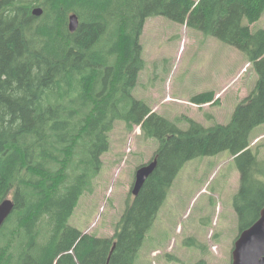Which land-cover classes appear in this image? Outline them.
Listing matches in <instances>:
<instances>
[{
  "label": "trees",
  "instance_id": "trees-1",
  "mask_svg": "<svg viewBox=\"0 0 264 264\" xmlns=\"http://www.w3.org/2000/svg\"><path fill=\"white\" fill-rule=\"evenodd\" d=\"M37 6L41 16L33 14ZM72 13L80 20L75 32ZM263 14L264 0H0V203L10 194L15 201L0 230V264H135L180 170L225 150L241 172L240 232L251 226L264 207L251 149L252 131L264 124V29L251 25ZM153 16L213 35L253 63L256 88L228 124L190 120L181 130L133 95L143 68L140 37ZM215 95L192 101L214 103ZM117 120L160 142L158 166L116 234L104 238L69 220L92 190Z\"/></svg>",
  "mask_w": 264,
  "mask_h": 264
},
{
  "label": "rangeland",
  "instance_id": "rangeland-1",
  "mask_svg": "<svg viewBox=\"0 0 264 264\" xmlns=\"http://www.w3.org/2000/svg\"><path fill=\"white\" fill-rule=\"evenodd\" d=\"M261 28L264 14L251 25L253 31ZM140 43L143 68L132 93L181 130L189 129L190 120L206 127L228 124L236 107L256 88L259 74L244 52L187 23L149 17ZM206 91L216 93L214 103L192 101ZM159 146L141 126L131 128L117 120L92 190L81 197L70 224L84 233L112 238L134 199L137 169L154 158ZM251 149L259 161L255 178L264 182V124L252 131ZM240 186L239 165L229 150L189 160L174 180L135 264H233L241 233L234 206Z\"/></svg>",
  "mask_w": 264,
  "mask_h": 264
},
{
  "label": "water",
  "instance_id": "water-1",
  "mask_svg": "<svg viewBox=\"0 0 264 264\" xmlns=\"http://www.w3.org/2000/svg\"><path fill=\"white\" fill-rule=\"evenodd\" d=\"M44 9L37 6L33 9V14L41 16ZM80 24L79 17L72 13L69 17V28L75 32ZM158 166V157H154L150 162L140 166L136 171V179L132 193L137 197L144 187L148 178L153 174ZM15 209V201L11 197H6L0 203V230L8 217ZM116 247L113 246L112 252ZM233 264H264V207L260 211L259 218L248 228L244 229L235 241L233 250Z\"/></svg>",
  "mask_w": 264,
  "mask_h": 264
}]
</instances>
